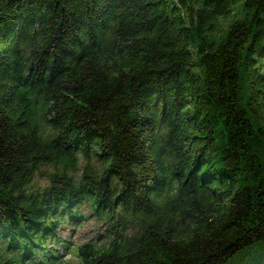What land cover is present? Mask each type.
<instances>
[{"label":"trees","instance_id":"trees-1","mask_svg":"<svg viewBox=\"0 0 264 264\" xmlns=\"http://www.w3.org/2000/svg\"><path fill=\"white\" fill-rule=\"evenodd\" d=\"M84 201L78 264H264V0H0V264Z\"/></svg>","mask_w":264,"mask_h":264},{"label":"rangeland","instance_id":"rangeland-1","mask_svg":"<svg viewBox=\"0 0 264 264\" xmlns=\"http://www.w3.org/2000/svg\"><path fill=\"white\" fill-rule=\"evenodd\" d=\"M85 166L86 163L84 159L79 156L78 168L74 171H71L69 174H71L75 178H79ZM90 168L94 171L101 168L98 159H92V161L90 162ZM48 170H52V167L44 165L42 166V169L38 171L37 174H35L32 181L33 189H35L37 186H39L40 188L46 186L48 181L45 173H42V171ZM82 204H86V202L84 201L78 204L74 208V210H72L71 212H67L64 217L61 215L57 216L59 222L61 223V227L58 226L57 233H59L62 238H65V240L70 243L68 247L70 253H66L64 257L65 261L61 264H78V259L75 256L77 253L78 245L85 242L89 238H92L94 240L97 238H102L106 235L103 227V221L101 219H97L96 217L90 216V211H88L87 207ZM88 206L90 207V205ZM62 243L66 245L64 239ZM36 257L39 261L38 255H36Z\"/></svg>","mask_w":264,"mask_h":264},{"label":"clouds","instance_id":"clouds-1","mask_svg":"<svg viewBox=\"0 0 264 264\" xmlns=\"http://www.w3.org/2000/svg\"><path fill=\"white\" fill-rule=\"evenodd\" d=\"M68 253H70V252H68ZM65 255H66V253H64V257H65Z\"/></svg>","mask_w":264,"mask_h":264}]
</instances>
